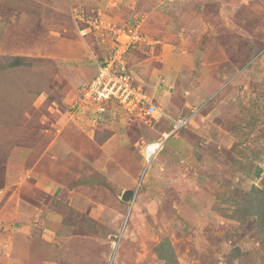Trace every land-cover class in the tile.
<instances>
[{"label": "rangeland", "instance_id": "374dc122", "mask_svg": "<svg viewBox=\"0 0 264 264\" xmlns=\"http://www.w3.org/2000/svg\"><path fill=\"white\" fill-rule=\"evenodd\" d=\"M63 1L0 0V222L37 204V264H264V0ZM106 60L144 101L85 98Z\"/></svg>", "mask_w": 264, "mask_h": 264}, {"label": "crops", "instance_id": "0c3cea01", "mask_svg": "<svg viewBox=\"0 0 264 264\" xmlns=\"http://www.w3.org/2000/svg\"><path fill=\"white\" fill-rule=\"evenodd\" d=\"M49 1V0H48ZM52 2H55V4H62L64 1L62 0H51ZM109 1H113V0H109ZM114 5H116V3H113ZM170 60L172 59V57H177V56H173L170 55ZM169 60V61H170ZM173 62V61H171ZM164 84L167 82L165 80H163ZM168 83V82H167ZM172 84V83H171ZM170 83L166 84L164 87L166 86H170ZM159 90L160 93H163L164 96L166 95L165 93H167V89H162V87L160 86H156ZM166 91V92H165ZM164 96H160L159 99L161 98L164 102H167L166 97ZM200 98V95H190L188 96V100H189V104H194L196 103ZM170 101L172 102V100H169V105ZM181 107H184L183 105ZM182 109V108H180ZM180 111V110H178ZM181 112V111H180ZM93 134V133H92ZM61 147V151L63 152V150H68V148L66 146H62V144L59 145ZM22 149V153L21 156L19 154V150L20 148H17L16 151H14L7 159V162L5 164V178L7 179V181H11V182H18L17 187L15 188L16 191L15 193L18 194L20 193L21 190V184L25 181L31 180V170H28L27 172H25V166H26V161L30 158L32 154L31 150H27V148H23ZM57 149V148H56ZM68 152V151H65ZM64 153V152H63ZM21 161H18L20 160ZM33 171V170H32ZM7 174V175H6ZM34 181L37 180V175H35L33 177ZM30 183V182H29ZM27 185V184H26ZM37 185V183H36ZM25 186V185H24ZM33 187V186H32ZM27 189H29L31 191V193L35 192V190L37 189H32L31 185H27ZM26 191V190H25ZM19 196V195H17ZM6 195L4 194V192L2 191L0 194V201L1 200H5ZM8 205H9V209L13 206L16 207L15 204H19L21 205L22 202V197L21 195L19 197H11L10 199H8ZM25 205H23V208H18L16 207V212L21 213L20 215L18 213H16V215H18L17 217H23L25 218V214H32L35 213L37 211V204L32 205L30 203V201H25ZM3 203V202H2ZM6 207H4L3 210H5ZM11 211V209L9 210V212ZM8 212V211H7ZM8 212V214H9ZM11 213V212H10ZM14 215L9 216L8 219H11ZM16 217V218H17ZM15 218V219H16ZM15 219H11V220H6V221H1L0 222V264H37V246L39 245H47V242H44L43 240H41L39 238V236L37 237V226L35 227L32 224V228L34 229L29 230L28 225L30 224H25L22 223L20 219H18V221H15Z\"/></svg>", "mask_w": 264, "mask_h": 264}, {"label": "built area", "instance_id": "2783aa9c", "mask_svg": "<svg viewBox=\"0 0 264 264\" xmlns=\"http://www.w3.org/2000/svg\"><path fill=\"white\" fill-rule=\"evenodd\" d=\"M103 63L104 64L100 66V74L94 79L92 84L89 86L91 93H89L87 97L85 96V98L97 102V105L100 107V109H102L101 111L105 110V107L102 104L106 102V105L109 102H112V99H117L120 101V103L128 104L126 106L128 110L132 109V105H137L138 103L146 99L145 97L143 98V96H138V94L142 95V93L133 86H131L132 77L130 74L128 75L127 73H124L123 75H117L115 71V74L113 75L111 73V69L114 67L112 62H107L106 60ZM134 92L139 97L138 102L135 103H133L132 99ZM140 112L146 117L157 114L160 115L161 110L153 104H148V101L146 100L141 105ZM185 122V120L178 119L177 122L174 124L173 131H176L177 129L181 128V126H183ZM160 143L162 144V141ZM150 145H152V143L147 146L148 150L150 149Z\"/></svg>", "mask_w": 264, "mask_h": 264}, {"label": "trees", "instance_id": "16d2710c", "mask_svg": "<svg viewBox=\"0 0 264 264\" xmlns=\"http://www.w3.org/2000/svg\"><path fill=\"white\" fill-rule=\"evenodd\" d=\"M19 57H21V56H19ZM259 173L260 172H258V174ZM157 251H158L159 256L165 260H168V258L171 257L170 255L174 253L172 245L169 241L161 242L159 244V246L157 247Z\"/></svg>", "mask_w": 264, "mask_h": 264}, {"label": "bare ground", "instance_id": "6f19581e", "mask_svg": "<svg viewBox=\"0 0 264 264\" xmlns=\"http://www.w3.org/2000/svg\"><path fill=\"white\" fill-rule=\"evenodd\" d=\"M149 147H150L149 150L147 147V152H146L145 157L151 159L153 157V155L158 151V149H160L162 147V144L160 143V141H157V142L152 143V145H150ZM150 159L149 160L146 159V160L150 162L151 161Z\"/></svg>", "mask_w": 264, "mask_h": 264}, {"label": "water", "instance_id": "95a60500", "mask_svg": "<svg viewBox=\"0 0 264 264\" xmlns=\"http://www.w3.org/2000/svg\"><path fill=\"white\" fill-rule=\"evenodd\" d=\"M132 195H133V191L132 190H128L124 197H125L126 200H130Z\"/></svg>", "mask_w": 264, "mask_h": 264}]
</instances>
